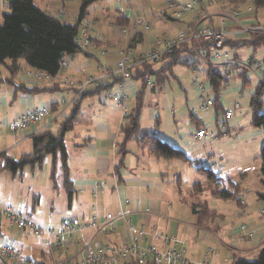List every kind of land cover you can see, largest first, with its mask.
<instances>
[{
	"label": "rangeland",
	"instance_id": "374dc122",
	"mask_svg": "<svg viewBox=\"0 0 264 264\" xmlns=\"http://www.w3.org/2000/svg\"><path fill=\"white\" fill-rule=\"evenodd\" d=\"M129 2L131 3V8L134 11L137 10V15L139 17H132L130 19V27L121 28L127 29L128 32L121 35H135L131 31L132 22L134 20L145 21L150 26L148 31H144L146 33L145 41L136 46L134 49H131L132 52H135L136 49V52L142 53L152 45V40L161 38L165 35H176L179 31L183 30V26H181L180 24L170 22L173 20H171V18L167 15V13L169 12V8L164 0H130ZM115 3V0H100L95 3L91 11L92 17L95 16V18H98L100 21V17H103V14L106 13L105 10L108 9V11H110L109 18L102 19V26L104 27V30L106 32L109 31V24L113 22L114 17H116ZM139 7H142V9H138ZM209 9L210 10H205V13L203 15H213L217 13V10L215 8ZM86 18L87 20H89L88 16ZM254 19L258 20L261 25H264V8H261L258 11L256 10V17ZM2 21V17H0V24H2ZM89 21V36L93 41V24L91 20ZM113 28L115 34L117 31H121V29L115 26V23ZM140 31L143 30L139 28L138 32ZM94 45L95 48H90L87 51H83V53L89 52L91 50L100 51L98 49L99 46L97 47L95 42ZM127 50L130 49H125L124 51ZM222 52H230L232 54L230 47H226ZM107 57L108 56L100 55L97 60L102 63L103 60L105 61V59H107ZM238 57L242 62H248L251 58H254L255 60H261L264 58V47H260L257 50L253 47L245 48L243 50H240ZM190 58V61L192 62L198 61V57L195 55L190 56ZM117 60L118 59L116 58L114 64ZM114 64L112 68L114 67ZM162 65L163 61L159 64H155V66H153L151 69L158 70ZM86 66L87 68L89 67L88 65ZM99 66L101 67L99 68ZM99 66L97 61H94V65H92L91 68L89 67L87 69L88 73H84L86 79L89 80L91 77L100 79L106 69L103 68L102 65ZM1 70H3V68H1ZM135 71L133 73H135ZM240 72V69L235 70L232 88L229 91H223V98H221L220 100V103L225 107V113L228 110L233 109L236 104H239L240 106L237 109L235 116H238L239 118V115L242 114V127L234 128L229 134L222 135L221 137H218L217 135L218 129H222L223 126L234 125L235 123H232L233 119L230 122H226L225 113L220 112V125L217 127L218 129H215V125H212L213 123L211 122V120L206 118V115H208L209 113L213 114L214 106L211 107L208 111L202 110L200 107V102L199 100H197L198 95H193V92L190 93V96L194 100V105H190L191 101L187 103L185 99L183 100L179 98V89L177 87L174 88L175 97L168 98V104L170 107H167L166 105L165 96H160L158 98V102L156 103L154 102L156 100V97H154L153 100L152 98L150 99V97H146V106L141 116L142 135H155L160 140L168 143L175 149H178L177 144L181 143L178 139L179 136L180 138H183L185 136V138L182 139L183 142L189 141L191 143L188 148L183 147V151L181 149H178L187 154L189 158H191L193 163L185 164V172H183L184 170L181 172L182 183H180V187L176 185V182H173L176 181V179H174L173 181L171 180V186L174 189V193H171L172 195L169 201L165 204L172 205V212L169 213V207V209H167L164 213V215L166 216L162 215V219H158L159 223L156 226H158L159 228L153 226L150 228H158L166 235L178 238L183 243L186 249L187 260L194 264H202L204 261H208L211 264H232L233 257L235 256L246 259L248 261H254L256 256L261 251H257L254 253H242V251L246 250L244 248L249 247L242 243H246L249 245V242L255 240L259 243L258 245H260V247L264 248V231H259L251 228L249 224L245 223L247 222V217L243 215L245 209H247L248 207V202L250 200H254L257 197V194L263 193V185L261 183V150L264 147V131L260 128H255L251 122L249 103L250 97L257 87V83L254 78L248 75L251 79V85L242 90V81L238 76ZM174 73L179 76L183 84L188 86L191 85V79L195 76L193 69L182 66L176 67ZM123 82L125 83L126 81ZM73 83L74 88H77L80 85L75 83L74 81ZM132 83L134 85V82ZM125 84L127 89V96L129 95V109L127 113L117 105L114 97H109V95H115L117 94V92H105L103 93L105 94V102L102 101L103 105L100 104V97H102L103 94H101L99 97L88 99V104L86 106V109L82 112L78 124L72 132L67 134L66 144L68 146V152L70 154V167L73 178H78L83 173L84 167L88 164V162L91 161L94 156L93 151L89 150L87 147V149H85L84 157H82L76 149L77 145H82L83 140H88V144L90 140H93V142L96 144H98L97 142H102L103 146H111L112 144L108 141V139L106 140V138L103 137L104 134H101L99 136L96 135L98 134L96 132L98 131V124H101L102 120L100 114L101 110L104 107H115L117 105L118 109L122 113V126L120 127V131H122L121 129L123 125L127 123V116L134 102L131 101L132 98L130 97L131 89L128 83ZM81 85L78 89L83 88V86L81 87ZM91 86L93 85H88L84 88L83 91H89L91 89ZM236 88H238V91L240 92H235L234 90ZM148 90H151V88H148ZM83 91H76L74 103L82 96ZM50 95L55 96L56 99L59 96L58 93L49 94V96ZM40 96L43 97L44 95L40 94L35 97ZM206 97H210L209 93L206 95ZM106 100H108L107 103ZM150 108L155 109L156 116L161 117V123L157 127L155 126L153 121L149 119ZM0 110H2V112H5V114L8 113L9 110L11 111L10 107L6 108L5 110L3 106H0ZM191 117L195 119V125L192 124ZM114 120L116 119L114 118ZM202 122L205 125L203 124L201 128H207L208 130H210L211 134L213 133V137L209 136L206 141L200 144H194L191 141L194 142L196 131L200 129L196 125L201 124ZM224 128L226 130V127ZM4 131L5 130H3L0 134V136L2 135L0 137L1 141L4 144V138L6 137L13 145L12 149L15 148L14 151L9 153V155H12L14 158L17 157L19 159L20 156L31 153V140L27 144H25V146L20 145L16 147L14 143L17 138H15L13 134L8 132V130H6L5 132ZM237 136H240V138L242 139L236 141ZM122 140L123 136L121 135V141ZM129 143H136V145L128 148L129 150H131L132 154L135 155L137 151L138 153L141 150L144 151L143 148H139L141 144H139L138 142L132 140ZM1 150L4 149L2 148ZM145 150L148 151V148L145 147ZM131 155L128 157L129 159ZM161 161L162 163H164L163 160ZM213 164L216 165L213 167ZM167 165H170L168 167L171 171H173L174 166L177 167L178 164L175 160L173 164ZM201 169H212V171H214L216 174H219L221 179L219 180V188L229 189L231 192H235L237 199L235 196L233 200L229 201L215 198L213 196V193L217 188L216 185H212L209 188L207 187L205 188V190H201V188L194 190V185L197 183H203L206 186L208 185L207 176ZM243 173L246 174V176L244 175V178H242ZM50 174V159L42 169L36 168L35 170H32L30 167H26L24 169V176L22 178L20 176L13 178L10 172L0 171V204L5 207L11 208L16 213L31 218L34 222L43 226L44 228H59L62 221L64 220L67 210H72L75 216L81 209H83L87 213L88 211H93V213H96L97 211L99 212V210H101L102 212H104V216L110 214L115 217L119 216L121 212H124L125 214H127L128 218L130 217V214H128L123 209V207L130 206L131 200L126 199L124 201V197H121L119 195V192L117 191L114 192L112 198L109 197V199H107L106 201L102 202L101 204L99 203V193H110L111 191L109 185L106 184V181H109L110 178L102 180L103 182H106L100 185V187H102L103 189H100V191L94 190V203L88 200V205H86V207L84 208H80L77 199H74L72 201V205L69 204L67 193L63 187L60 177L59 168L57 180L52 179ZM174 178H177V176H175ZM228 182L231 183L229 184ZM35 195H38L40 197V204L36 207L35 211H33L32 205ZM240 195H242V197ZM126 201H130V204L127 205ZM204 203H207L209 208L212 209L214 213H216V215L214 218L210 214V212H208L207 210H203V212L200 213L201 216H199L198 224L196 217L192 214L191 208L193 205ZM263 206L264 204L262 202H259V204L254 207H252L251 204L247 213L254 216L256 219H259L261 215V218L264 220V210H262V212L260 211V208H263ZM117 209L119 210L117 211ZM165 217L166 219L169 218L168 220L171 221L174 226L170 224L168 220H165ZM136 225L138 227L144 228L148 226L141 224ZM118 231H124V227H118ZM81 237L82 233H78L76 236L77 239H80ZM100 238L103 239L104 236H101ZM20 239L22 241L20 243L24 244L23 247H25V255L28 257L34 255L35 253L33 246L35 247V245L39 243L40 237L37 238L30 235L20 236ZM44 239L48 241V239ZM42 248L46 250V244H44V246L42 245ZM211 251H213L214 253L210 254ZM20 253L22 254V252ZM22 256L24 255L22 254ZM50 259L51 257L49 258V260L44 261L48 262L50 261ZM33 262L36 264L38 263V261Z\"/></svg>",
	"mask_w": 264,
	"mask_h": 264
},
{
	"label": "built area",
	"instance_id": "2783aa9c",
	"mask_svg": "<svg viewBox=\"0 0 264 264\" xmlns=\"http://www.w3.org/2000/svg\"><path fill=\"white\" fill-rule=\"evenodd\" d=\"M121 1L117 0L118 3ZM164 1L169 8L167 15L173 21L184 23L183 30L176 35H165L152 40V45L142 53L132 50L120 51L114 67L111 70L106 69L100 79L92 77L87 79L85 85H82L81 92L88 85L106 86L116 78H122L127 82L136 69L145 64H159L166 56L173 55L176 50L184 46L198 57V64L193 69L195 76L191 79V86L186 90L198 93L200 107L204 111L214 106V99L211 96L206 97L211 91V85L206 80L209 68H215L226 75L223 91L231 90L236 69L245 71L254 78L257 85H264V58L261 60L253 58L248 62H242L235 57L239 55V49L230 47L232 54L222 52L229 47L225 46L229 41L247 40L252 35L264 36V25L254 19L256 9L252 1L241 4L226 3L224 0ZM2 2L8 5L7 0ZM209 8H215L217 13L203 15L205 10H210ZM89 28L90 21L86 18L82 21L80 31L75 38V44L81 53L95 48L89 36ZM139 28L148 31L150 26L145 21L134 20L131 26L132 33L136 34ZM127 32V29L120 31L121 34ZM102 55H107V52L103 51ZM66 68L63 64L56 78L33 69L28 70L27 76L36 84L58 81L73 86V81L62 77ZM83 73L86 71L84 70ZM117 86V94L109 97H114L117 105L127 113L129 95L127 96L126 84L122 82ZM153 86L152 82L148 83L149 88ZM183 98L187 99L185 95ZM74 100L68 106L73 105ZM239 107V104H236L233 109L225 113L226 122L234 120ZM48 115L47 108L27 110L12 122L0 124V134L7 129L13 134L24 135L33 125L41 124ZM224 127L226 125L223 126L222 132L225 131ZM209 136L213 137L210 130L200 128L196 131L193 143L200 144ZM100 189L103 188L97 186L95 190L100 191ZM126 204H130V201H126ZM121 226L124 227V231H118V227ZM87 231L93 234L86 235ZM78 233H82L80 239L76 238ZM30 235L37 238L45 235L51 237L48 251L50 261H40L37 264H194L187 260L186 249L178 238L168 236L158 228L138 227L124 212L117 217L108 214L101 219L94 215L86 221H81L68 210L61 225L56 229L44 228L31 218L0 204V264H36L22 256L15 247L14 240L17 236ZM99 236L104 238L100 239ZM202 264L211 263L204 261Z\"/></svg>",
	"mask_w": 264,
	"mask_h": 264
},
{
	"label": "crops",
	"instance_id": "0c3cea01",
	"mask_svg": "<svg viewBox=\"0 0 264 264\" xmlns=\"http://www.w3.org/2000/svg\"><path fill=\"white\" fill-rule=\"evenodd\" d=\"M129 1L130 0H123V2L121 1L120 3H118L115 0L116 17H114V21L109 24L108 32H106L104 30V27L102 26V19L109 18L110 11L106 9L105 10L106 13L103 14V17H100L101 18V21H100L98 18H95V16L92 17L91 15L92 8L95 4L88 10V18L89 20L92 21V24H93L92 39L96 43L97 47L99 46L98 49L100 51L91 50L86 53L82 52L74 56L67 57L64 61V64L66 65L67 68L65 69L62 75L64 79H68L70 81H74L77 84L84 85L87 79H86V76H84L83 71L85 70L86 73H88L87 69L89 67L91 68L92 65H94V61H97L98 66L102 65V67L105 69L112 68L115 62V59L118 57V54L120 53V51H124L125 49L128 48L129 39L132 37V35H129V34L121 35L120 31H117L115 34L113 27H114V23L117 17L120 14H122L124 17L128 19H131L132 17H139L137 15V10L134 11L131 8L130 6L131 3ZM34 2L45 13L61 20L64 23L71 24V25H74L76 23L78 16H79V10L82 5V0H34ZM138 9H142V7H139ZM7 13H9V6L5 5L2 2V0H0V17H2V20H3L4 15ZM103 51L107 52V55L105 56H108V57L107 59H105L106 62L103 60L102 62L103 64H102L99 60H97V58L100 57V55L104 56L102 55ZM135 52H136V49H135ZM11 64H12L11 61H7L5 64H0V106H3L5 110L8 107H10L11 109V111L9 110L8 113L6 114L5 112H2V110H0V124H7V123L12 122L16 118L20 117L27 110L47 108L49 111V115L46 117V119L41 124L33 125L30 128V130L24 135H20L16 133L13 134L8 130V132L13 134L15 138H17L14 145L18 147L20 145L25 146V144H27L30 140L32 143L31 136H35L39 134L40 132L51 131L56 134L59 131V125L57 123L62 122L66 118V116L69 114V111L72 105L71 106H68V105L74 100L76 91L81 90V89H78L80 85L77 88H74V86H71L69 84H61L58 81H46L43 84L41 82H39L41 84H36L35 81L32 80V78L27 76L28 70L30 69L27 67L25 63H21L20 65L21 68L19 70H15L14 72L15 74L12 73V71H10L9 69ZM86 65H88L89 67L87 68ZM100 67L101 66H99V68ZM1 68H3V70H1ZM125 83H128L131 89L130 97L132 98L131 101L134 102L133 97L135 95L136 89H139V83L135 82L136 84L134 83L133 85V83L128 80ZM36 86H38L39 88H47V89L54 88V90H49L48 92H45V93L42 92V93H38L34 95H31L30 93L27 92L28 90L34 89ZM190 86L191 85L188 86V85L183 84V87L185 88L184 91L180 90L177 87L179 89L178 95H179V98L183 100L185 99L183 98V96L185 95V97H187V99H185L187 103L191 101L190 105L193 106L194 100L190 96V93L193 92V95L195 94V96L198 95V93L193 90H189L187 92L186 89L189 88ZM111 91L117 92L118 86L115 85ZM236 91H238V88L235 89V92ZM54 93L59 94L57 99L53 95L49 96V94H54ZM40 94L44 96L35 97ZM160 96H165L166 105L167 107H170L168 104L169 103L168 98L175 97L174 90L171 91L169 86L165 84L164 92H162L161 94L160 93L153 94L150 90H148L146 94V97H150V99L152 98V100L154 97H156V100L154 101L155 103L158 102V98ZM104 97H105V94H103V96L100 97V100H101L100 104H102V101H104ZM87 101L88 99L85 100L82 105L81 114L86 109V106L88 104ZM107 101L108 100H106V103ZM131 101H130V104H131ZM213 110H214L213 114L209 113L208 115H206V118L211 120V122L213 123L212 125H215L214 127L215 129H218L217 127L220 125L219 123L220 113H217L215 111L216 110L215 108ZM149 112H150L149 119L152 120L155 126L157 127L161 123V117L156 116L155 109L150 108ZM250 112H251V109H250ZM100 114H101L102 120H101V124H98V128H97L98 131H96L98 134L96 135L99 136L101 134H104L103 137H105L106 140L108 139V141L111 142L112 144L111 146L109 145L103 146L102 142H97L98 144H96L93 142V140H90L88 144V140H83L82 145L80 146L77 145L76 149L78 150V152L81 154L82 157H84L85 149H87V147L89 150L93 151V155H94L91 161L88 162V164L84 167L83 173L78 178L72 177L71 167H70V154L68 152V155H69L68 163L70 167V176L73 181L74 187L77 191L76 195L73 197V200L77 199L79 203L78 205L80 208L86 207V205H88V200L94 203L95 201L94 200L95 198L93 197L94 190L97 188V186H100L101 184L107 182L106 184L109 185V187L111 188V191L110 193L109 192L99 193L100 197L98 196V199H100L99 200L100 204L106 201L107 199H109V197L112 198V195L114 194V192L117 191L119 192V195L121 197H124V201L126 199L131 200V205L124 206L123 209L128 214H130V219L132 220L133 223L138 224V225L139 224L146 225V226L148 225L147 227H152V226L158 227L156 226L159 223L158 219L161 218L162 215H164L165 211L169 209V207H170L169 213L172 212V209H173L172 205L165 204L169 201L172 195L171 193H174V189L171 186L172 185L171 180L173 181L174 179H176V181H173V182H176V185L180 187V183H182L181 172L183 170H184L183 172H185V163L182 161L176 160L178 165L177 167L174 166V170L171 171L168 167L170 165H167V164H173L175 160H165L163 158H158L154 154H152V152L147 146L146 147L148 148V151H146L145 146H142V145L139 148L140 149L143 148L144 151L141 150L139 153L137 151L136 154L134 155L132 154L131 150H129L128 148L132 147L133 145H136V143L134 144L128 143L127 145L128 155L126 156V159H125V167L121 168L119 170V173H116L115 168L117 167L121 159V157L118 155L117 145L121 142L120 127L122 126V113L116 105L115 107H106V108L104 107L101 110ZM241 117H242V114L239 115V118L238 116L237 117L235 116L232 122L235 124L226 126V130L229 133H231V131L234 128L242 127ZM114 118L116 120H114ZM78 122L76 123V125L78 124ZM251 122H252V113H251ZM202 124L204 123L202 122ZM4 130L6 131L7 129H4ZM220 132H222V129L220 130L218 129L217 135H219ZM192 134H191V140H192ZM66 136H65V142H66ZM184 138L185 136L183 138H180V136L178 137L181 143L177 144V148L181 149L182 151H183L182 149L183 147L188 148L191 145L189 141L183 142L182 139ZM241 139L242 138H240V136L236 137V141H239ZM191 142L193 143V141ZM12 147L13 145L9 142V140L6 137L4 138V144L0 139V151H1L0 153H6L9 155V153L14 151L15 149V148L12 149ZM2 148L4 150H1ZM32 151H33V143H32ZM67 151H68V146H67ZM130 155L131 157L129 159L128 157ZM10 156L13 157L12 155ZM14 159H18V158L15 157ZM49 159L51 160V174H52V159L50 157H48L45 160L42 167H38V168L39 169L44 168ZM161 160H163L164 163H162ZM215 165L216 164H213V167ZM35 169H32V170H35ZM56 171H57L56 172V180H57L58 169ZM244 175L246 176V174L243 173L242 178L245 177ZM175 176H177V178H174ZM16 177H13V178H16ZM60 177H61L62 184H63L61 172H60ZM107 178H110L112 180L109 179V181L107 180L106 182L102 181ZM228 183L230 184L231 182H228ZM258 195L259 194H257V197L254 200H250L248 202L249 203L248 207L247 209H245V212L243 213V215L247 217V222L245 223L249 224L251 228L259 230V231H264V220L261 218V215L259 219H256L254 216L247 213L251 204H252V207H254V206H257L259 202H261L259 201ZM240 196L242 197V195ZM35 197H38V195L34 196L33 203H34ZM119 202H120V199H119ZM70 205H72V203ZM121 206H122V203H121ZM118 210L119 209H117V211ZM262 210H264V206L263 208H260L261 212ZM69 211H72V210H69ZM94 214L97 215L101 219L104 216V212H102L101 210H99V212L97 211L96 213H93V211L92 212L88 211L87 213L85 210L81 209L75 217L79 218L81 221H86L92 218ZM73 215L75 214L73 213ZM164 219L168 220L169 218L166 219L165 217ZM154 221H155V224H154ZM169 222L170 224L174 226V224L171 221ZM8 233H10L9 230H8ZM91 234H93V232L91 231L86 232V235H91ZM100 237L101 236H99V238ZM11 238H13V236ZM44 238L48 239V241L45 240ZM50 240H51V237L47 235L40 238L39 243H37L35 247L33 246L35 254L32 255L31 257H28L25 255L24 253L25 247H23L24 244L20 243L22 242L20 239V236H17L14 241H15V247L17 248V250L22 252V254L26 258H28L29 260L40 262L44 260H49L50 258V256L48 255ZM44 244H46V250L42 248V245L44 246ZM242 244L249 246L247 248H244L246 250L242 251V253L243 252L254 253L257 251H261V249H263L262 247H260V245H258L259 243L255 240L249 242V245L246 243H242Z\"/></svg>",
	"mask_w": 264,
	"mask_h": 264
},
{
	"label": "trees",
	"instance_id": "16d2710c",
	"mask_svg": "<svg viewBox=\"0 0 264 264\" xmlns=\"http://www.w3.org/2000/svg\"><path fill=\"white\" fill-rule=\"evenodd\" d=\"M98 1L100 0H82L77 22L71 25L42 11L35 4L34 0H7L9 13L4 15L2 24H0V64L11 61L12 64L9 69L14 73L15 70L21 68V63H25L29 69L42 71L51 78H56L63 67L65 59L79 53V49L75 44V38L80 31L82 21L88 16V10ZM224 1L231 4H241L252 1L257 11L264 8V0ZM170 22L184 26L182 22ZM130 25L131 20L124 17L122 14H120L115 21V26L119 29L130 27ZM145 39L146 33L144 31L138 32L129 39L127 49H134L136 46L143 43ZM225 46L240 50L253 47L257 50L260 47H264V36L252 35L247 40L229 41ZM192 55L193 52L184 46L176 50L173 55L166 56L163 59V65L160 69L152 70L151 68L155 65H145L131 74L128 81L140 83V87L136 91L134 104L127 116V123H125L121 129L123 140L117 145L118 155L121 159L115 168L116 173H119V170L125 167V159L128 155L127 145L132 140L138 142L142 146H147L152 154L158 158L179 160L185 164L193 163L191 158L181 150L173 148L155 135H142L141 132V116L146 106V94L149 88L148 83L152 82L154 84L150 90L153 94H161L164 92L165 84L169 86L171 91H173L175 87L184 91L185 88L183 87V83L179 76L174 73V70L178 66L195 69L198 61H190V56ZM235 57L239 58L238 56ZM238 76L242 81V90L251 85V79L245 71L240 72ZM206 80L211 85L209 95L214 99L215 111L217 113H225V107L220 104V99L222 97L226 75L215 68H209ZM118 82H123V79L116 78L113 83L108 86L94 85L90 87L91 89L89 91H84L82 96L73 103L66 118L62 122L57 123L59 125V131L56 134L51 131H45L31 136L33 143V151L31 154L22 155L19 159H14L6 153H0V171H8L13 177H23L26 167H30L31 169L42 167L45 160L50 157L52 159L51 178L56 180V170L59 168L63 179V187L67 191L68 201L69 204H71L77 191L70 176V167L68 163L69 155L65 136L67 133L74 130L81 115L84 101L111 91ZM49 90H54V88L47 89L36 86L34 89L28 90L27 92L34 95L42 92L45 93ZM263 99L264 85H257L250 97L249 105L252 113L253 126L264 131ZM191 118L192 124L195 125V119L193 117ZM196 126L201 128L203 124H197ZM226 134H229V132H220L218 137ZM261 160V183L263 185V193L259 194V200L264 204V147L261 150ZM201 170L207 176L208 185L197 183L194 185V190L200 188L201 190H205L207 187L209 188L212 185H216L217 188L213 193L215 198L229 201L233 200L234 196L236 197L235 192H231L229 189L219 188V180H221L219 174H216L212 169ZM39 200V196L35 197L32 207L33 211H35L36 207L39 205ZM191 210L197 222L203 210L210 212L214 218L216 215V213L209 208L207 203L193 205ZM232 264H264V248L256 256L254 261H248L235 256L233 257Z\"/></svg>",
	"mask_w": 264,
	"mask_h": 264
}]
</instances>
